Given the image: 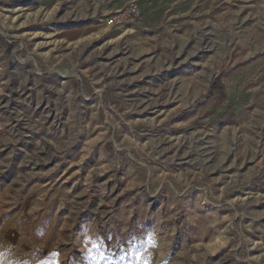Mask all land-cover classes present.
Here are the masks:
<instances>
[{
	"label": "rangeland",
	"instance_id": "374dc122",
	"mask_svg": "<svg viewBox=\"0 0 264 264\" xmlns=\"http://www.w3.org/2000/svg\"><path fill=\"white\" fill-rule=\"evenodd\" d=\"M0 264H264V0H0Z\"/></svg>",
	"mask_w": 264,
	"mask_h": 264
},
{
	"label": "built area",
	"instance_id": "2783aa9c",
	"mask_svg": "<svg viewBox=\"0 0 264 264\" xmlns=\"http://www.w3.org/2000/svg\"><path fill=\"white\" fill-rule=\"evenodd\" d=\"M141 15L140 11L136 9L133 5H131L129 8L124 10L122 13L118 15H114L111 18H108L106 20L107 26H116V25H122L124 22L128 19L133 17L134 19L139 18Z\"/></svg>",
	"mask_w": 264,
	"mask_h": 264
},
{
	"label": "crops",
	"instance_id": "0c3cea01",
	"mask_svg": "<svg viewBox=\"0 0 264 264\" xmlns=\"http://www.w3.org/2000/svg\"><path fill=\"white\" fill-rule=\"evenodd\" d=\"M124 1V0H123ZM102 6L101 5H95V8L96 9H100ZM88 8H90V9H93L94 8V6L91 4V2L89 1V3H87V6L85 5V9H88ZM102 9V8H101ZM99 15V13L98 14H96V15H91V17L89 16V18H92V17H94V16H98ZM87 17V16H86ZM81 18V20H83V15L80 17ZM216 85H217V87L219 88V83L217 82L216 83Z\"/></svg>",
	"mask_w": 264,
	"mask_h": 264
}]
</instances>
